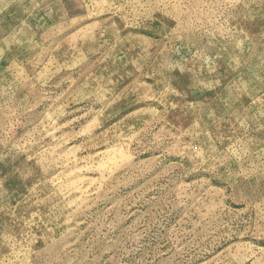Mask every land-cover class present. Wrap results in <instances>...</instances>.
Returning <instances> with one entry per match:
<instances>
[{"label": "rangeland", "instance_id": "374dc122", "mask_svg": "<svg viewBox=\"0 0 264 264\" xmlns=\"http://www.w3.org/2000/svg\"><path fill=\"white\" fill-rule=\"evenodd\" d=\"M0 264H264V0H0Z\"/></svg>", "mask_w": 264, "mask_h": 264}]
</instances>
